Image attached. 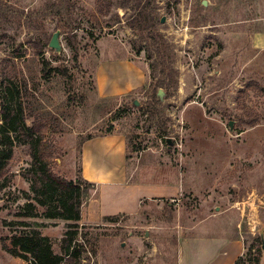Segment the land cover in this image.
Here are the masks:
<instances>
[{
    "label": "rangeland",
    "instance_id": "374dc122",
    "mask_svg": "<svg viewBox=\"0 0 264 264\" xmlns=\"http://www.w3.org/2000/svg\"><path fill=\"white\" fill-rule=\"evenodd\" d=\"M110 1L0 0V104L13 85L25 107L44 114L45 142L56 151L51 169L77 180L83 142L116 133L138 166L134 181L163 183L178 173L185 190L178 201H145L116 222L81 216L80 264H176L183 225L230 210L246 247L238 264H264V0ZM143 7L156 22L140 32L130 22ZM56 32L60 53L49 46ZM159 45L176 74L171 88L157 87L163 66L151 68ZM108 61L134 64L144 85L103 97L96 73ZM31 163L29 148L16 147L0 180H11L0 192V264H27L2 249L1 238L23 228L6 223H30L58 254L71 224L15 217L31 193Z\"/></svg>",
    "mask_w": 264,
    "mask_h": 264
},
{
    "label": "trees",
    "instance_id": "16d2710c",
    "mask_svg": "<svg viewBox=\"0 0 264 264\" xmlns=\"http://www.w3.org/2000/svg\"><path fill=\"white\" fill-rule=\"evenodd\" d=\"M105 4L110 6L111 1L105 0ZM99 12H103V7H99ZM155 22V18L150 19L148 16L147 7H143L136 17L132 18L130 27L144 32L148 30L151 23ZM155 51L157 55L155 52L156 58L151 68L155 72L159 66H163L162 74L164 75L157 83V87H174L178 82L175 80L176 74L173 68L166 63V48L159 45ZM43 65L46 71L48 62L44 61ZM36 111L40 112L38 109ZM36 111L34 108L24 106L22 94L18 88L13 85L5 88L4 102L0 104V180L6 175L16 147L27 146L32 163L25 177L30 183L31 193H23L27 204L20 207L15 217L63 220L71 224L68 225V231L62 241L61 254L54 251L52 241L42 236L39 230H29L31 224L25 221L6 223L7 226L20 225L23 228L15 233L12 232L10 236L2 237V249L27 264H80L82 245L78 241L79 222L82 208L87 204V200L92 198L91 192L96 190V186L84 180L81 172L77 180L73 181L67 180L51 169L50 161L55 158L56 151L49 149L45 142V133L50 125L43 113L34 115ZM31 119L33 122L29 125L28 121ZM10 181L7 178L3 181L0 192L10 186ZM120 217L121 215H117L103 219L116 222Z\"/></svg>",
    "mask_w": 264,
    "mask_h": 264
},
{
    "label": "crops",
    "instance_id": "0c3cea01",
    "mask_svg": "<svg viewBox=\"0 0 264 264\" xmlns=\"http://www.w3.org/2000/svg\"><path fill=\"white\" fill-rule=\"evenodd\" d=\"M96 76L105 98L129 95L145 83L142 71L128 61L101 63ZM127 150L126 137L116 133L83 142L81 175L96 186L98 197L82 210V222L98 224L105 217L137 215L145 201L174 202L184 193L178 173L163 183L134 181L138 166L129 162ZM167 169L166 176L175 170ZM239 220L236 211L230 210L203 215L195 224L183 225L176 264L240 263L246 247Z\"/></svg>",
    "mask_w": 264,
    "mask_h": 264
},
{
    "label": "water",
    "instance_id": "95a60500",
    "mask_svg": "<svg viewBox=\"0 0 264 264\" xmlns=\"http://www.w3.org/2000/svg\"><path fill=\"white\" fill-rule=\"evenodd\" d=\"M204 5H206V3L204 2ZM162 22L164 23L165 20L163 19ZM50 48L55 50L56 53H60L62 51V44L60 42V33L59 32H56L52 39H51V42L49 44ZM231 126V129H232V123L230 124ZM167 143L172 146V140L171 139H167ZM261 241H262V248H263V251H264V233L262 232L261 233Z\"/></svg>",
    "mask_w": 264,
    "mask_h": 264
}]
</instances>
